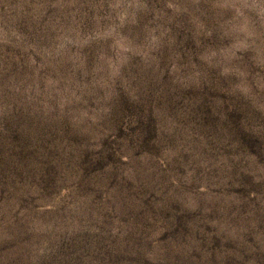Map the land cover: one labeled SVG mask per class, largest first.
<instances>
[{"label":"rangeland","instance_id":"1","mask_svg":"<svg viewBox=\"0 0 264 264\" xmlns=\"http://www.w3.org/2000/svg\"><path fill=\"white\" fill-rule=\"evenodd\" d=\"M0 264H264V0H0Z\"/></svg>","mask_w":264,"mask_h":264}]
</instances>
